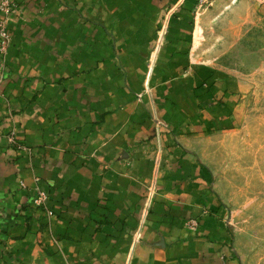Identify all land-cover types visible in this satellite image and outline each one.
Wrapping results in <instances>:
<instances>
[{
  "label": "crops",
  "instance_id": "0c3cea01",
  "mask_svg": "<svg viewBox=\"0 0 264 264\" xmlns=\"http://www.w3.org/2000/svg\"><path fill=\"white\" fill-rule=\"evenodd\" d=\"M17 1L0 84V264H193L188 217L227 243L196 133L242 123L264 79V0ZM36 177L51 220L34 208Z\"/></svg>",
  "mask_w": 264,
  "mask_h": 264
},
{
  "label": "rangeland",
  "instance_id": "374dc122",
  "mask_svg": "<svg viewBox=\"0 0 264 264\" xmlns=\"http://www.w3.org/2000/svg\"><path fill=\"white\" fill-rule=\"evenodd\" d=\"M14 1L17 10L13 13L6 15L0 11V34L1 28H4L10 35L8 46L2 54L0 53V68L4 67L0 84L8 72L7 56L13 41L10 22L20 8L19 2ZM260 25L259 49L262 61L264 60V21H261ZM246 56L254 57L252 60H256V52L251 56L247 53ZM254 66L257 69V62ZM140 98L141 95L138 96V99ZM245 108L240 126L229 128L228 131H226L227 128H218L209 131L213 133L205 131L196 133L198 137L194 154L197 162L210 173L212 187L215 190L213 191L227 209L228 217L225 218L224 225L229 234V241L219 247L205 235L200 236V218L188 217L183 224L184 229L188 233L196 234L197 246L196 244L195 246L201 250V253H198L201 258L196 256L190 260L193 264H264V79L260 80L257 91L250 97ZM23 151L30 153L32 150L27 147ZM161 153L159 149L153 158L157 175L151 177L145 196L147 201L142 210L144 213L152 212L156 193H159L153 182L158 178L162 166ZM125 156L128 157V154ZM39 183L40 180L36 177L33 205L35 209L42 210L51 220L55 217V212L49 208V195ZM20 186L26 189L23 181L20 182ZM37 188L47 195L45 205L37 206L35 203L38 195ZM144 213L140 226L134 233L135 243H138L141 238L145 226ZM163 246L165 247V243Z\"/></svg>",
  "mask_w": 264,
  "mask_h": 264
},
{
  "label": "built area",
  "instance_id": "2783aa9c",
  "mask_svg": "<svg viewBox=\"0 0 264 264\" xmlns=\"http://www.w3.org/2000/svg\"><path fill=\"white\" fill-rule=\"evenodd\" d=\"M211 1L213 0H198V7H202L205 6L207 4H210ZM17 8V5L15 3L14 0H1L0 1V11L4 14H11L13 13ZM2 32L0 34V38H1V50L0 53L2 54L5 51L6 46H8L9 41H10V35L5 31L4 28H1ZM4 73V67L0 68V77L2 78ZM7 139V142L10 146H14L20 150H26V146H22L16 138L15 132H11L9 133L7 136H5ZM0 141H1V137H0ZM30 151V150H29ZM22 185H24L22 183ZM37 192L38 195L35 199V203L37 206H42L46 204L47 201V195L44 191L40 190L39 188H37Z\"/></svg>",
  "mask_w": 264,
  "mask_h": 264
}]
</instances>
